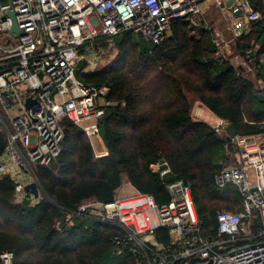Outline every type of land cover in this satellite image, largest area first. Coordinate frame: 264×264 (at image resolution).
I'll use <instances>...</instances> for the list:
<instances>
[{"label": "trees", "instance_id": "16d2710c", "mask_svg": "<svg viewBox=\"0 0 264 264\" xmlns=\"http://www.w3.org/2000/svg\"><path fill=\"white\" fill-rule=\"evenodd\" d=\"M251 1L261 17L250 21L236 42L242 54L246 42L255 48L248 59L264 79V0ZM210 31L208 26L179 17L161 43L132 31L112 40L95 39L97 49H107L112 41L119 50L102 68L83 72L88 83L113 82L108 94L113 103L100 118L108 154L96 156L86 132L64 119L59 155L49 164L32 166L39 197L32 199L27 191V198L18 202L13 197V177L0 179V255L14 252L13 264H150L153 251L126 248L123 254L117 253L113 238L124 236L119 225L78 211L83 200L113 199L124 175L136 189L152 194L158 204L171 200L169 180L185 178L201 221L200 235L219 237V210L242 208L236 186L221 188L215 183L216 173L231 163L233 147L211 123L193 116L185 88L211 112L229 120L230 134L263 132L264 100L257 96L261 89L256 79L245 75L225 54H218ZM153 90L155 95L148 92ZM6 143V132L0 131V156ZM160 157L169 161L175 175L161 177L152 170ZM68 216L71 223L66 221ZM262 230L260 217L255 216L246 233ZM155 237L170 247L165 253L175 252L167 227L159 228Z\"/></svg>", "mask_w": 264, "mask_h": 264}, {"label": "built area", "instance_id": "2783aa9c", "mask_svg": "<svg viewBox=\"0 0 264 264\" xmlns=\"http://www.w3.org/2000/svg\"><path fill=\"white\" fill-rule=\"evenodd\" d=\"M204 1L0 0V131L7 135L0 156V179L13 177L16 201L27 198V183L38 180L33 164H49L59 155L64 119L86 132L96 156L108 154L107 148L99 150L96 143L102 138L100 118L113 103L108 98L113 82L88 83L75 72L88 48L96 49L95 39L103 36L112 40L132 31L152 43H161L170 34L175 18L185 17L194 25L207 26L202 22ZM212 1L228 18L242 15L235 29L238 36L250 21L261 17L251 0H233L230 6L228 0ZM238 10L242 12L237 14ZM14 23L19 31L12 30ZM213 35L218 48L228 45L219 31ZM254 49L246 48L247 58ZM260 92L264 93V84ZM29 97L31 105H27ZM212 125L217 133L229 138L233 147L231 163L216 173L215 183L221 188L236 186L242 208L219 210V237L206 238L200 235L201 221L191 184L180 176L167 182L171 200L164 204L138 189L127 194L118 191L107 201L95 197L83 200L78 206L80 213L89 211L122 228L124 236L113 238L119 255L131 248L153 251L150 264H264V238L257 239L264 236V131L230 134L229 120L217 115ZM151 167L161 177L174 174L164 157ZM255 216L260 217L262 232L246 233ZM66 221L71 223V216ZM163 227L173 238L175 252L169 255L165 252L170 247L158 243L155 237ZM0 257L2 264H13L14 252L4 251Z\"/></svg>", "mask_w": 264, "mask_h": 264}, {"label": "rangeland", "instance_id": "374dc122", "mask_svg": "<svg viewBox=\"0 0 264 264\" xmlns=\"http://www.w3.org/2000/svg\"><path fill=\"white\" fill-rule=\"evenodd\" d=\"M211 7L214 6L210 12H208L205 17L202 18V22L206 23L207 26L211 27L210 35L213 39V34L216 30H219L220 32L224 33V39L228 42V45L223 48H218L217 46V52L218 54H225L226 57H228L236 66H239L241 71L245 73V75L249 76L252 79H256L257 87L261 89V86L264 84V79H260L259 74L257 73V67L254 63V61H250L245 54H242L240 49L237 46V37L238 35H234L230 29L227 27V21H232L233 25H237L242 20V15H230L228 16L225 14L223 10H221L216 5H210ZM210 7V8H211ZM205 18V19H204ZM206 20V22H205ZM212 20L216 21V24L212 23ZM195 33H198V30H195ZM237 36V37H236ZM114 42L111 41L110 46L107 49L99 48L94 49L93 47L88 48L86 51V57L84 60L82 59L81 62H79L76 66L75 72L79 79L84 80V74L83 72L87 71H94L102 68L105 64L113 61L119 54V50L117 48V45L115 46L113 44ZM135 55V51L132 53L133 57ZM259 79L262 80L259 82ZM161 88V85H160ZM186 93L189 95L191 101H192V111L194 117H201V118H209V120L212 121V118L207 116L206 113H203L205 110L208 112H211L209 108H207L205 105L202 104V102L198 99L197 95L194 94L188 87L185 88ZM150 94L155 95L156 91H148ZM146 103V102H145ZM148 105V104H147ZM213 113V112H212ZM199 114V116H197ZM99 142L101 138H98ZM103 139V138H102ZM96 141V140H95ZM104 143V142H103ZM97 148L99 147L98 143ZM102 144V142H101ZM105 145V143H104ZM106 146V145H105ZM104 149V148H103ZM253 171V170H252ZM126 175L123 176V178ZM130 186V185H128ZM128 186L125 185L124 181L122 182V185L117 189V192H128ZM132 190L135 191L136 189L132 187ZM227 264V263H222Z\"/></svg>", "mask_w": 264, "mask_h": 264}, {"label": "crops", "instance_id": "0c3cea01", "mask_svg": "<svg viewBox=\"0 0 264 264\" xmlns=\"http://www.w3.org/2000/svg\"><path fill=\"white\" fill-rule=\"evenodd\" d=\"M210 5H215L214 3H213V1L212 0H205L204 2H203V6H204V17H205V15L208 13V12H210V10L214 7V6H210ZM217 6V5H216ZM211 7V8H210ZM205 19V18H204ZM205 22H206V20H205ZM212 23H214V24H216V21L214 20H212ZM206 24V23H205ZM207 25V24H206ZM209 27V26H208ZM212 27V26H211ZM211 27H209V28H211ZM227 27L230 29V31L235 35L236 34V32H235V29H236V27H237V25H233L232 24V21L230 20L229 22L227 21ZM216 31H219V30H216ZM220 32V31H219ZM223 36H224V33H222V32H220ZM237 37V36H236ZM261 79V78H260ZM259 79V82H261L262 80H260ZM203 113H206L207 114V116H209V117H211L212 118V121L211 120H209V118H201V119H203V120H205V121H207V122H209V123H211V124H213L214 122H215V119H216V114H214V113H212V112H208V111H204ZM101 142H102V144H101ZM104 141H103V139L101 138V140H100V142H99V139H97V143H98V145H99V147H98V149L99 150H104L105 148H106V146L104 145V143H103ZM104 148V149H103ZM123 181H124V183H125V185L126 186H128V185H130V186H128V192H122L121 191V189H120V192H121V194H127V193H131V192H133V190H132V187L133 188H135L132 184H131V182L129 181V179H128V176H125L124 177V179H123ZM136 189V188H135Z\"/></svg>", "mask_w": 264, "mask_h": 264}, {"label": "water", "instance_id": "95a60500", "mask_svg": "<svg viewBox=\"0 0 264 264\" xmlns=\"http://www.w3.org/2000/svg\"><path fill=\"white\" fill-rule=\"evenodd\" d=\"M232 1L233 0H228L227 1V5L228 6H230L231 5V3H232ZM242 12V10H238L236 13L237 14H240ZM11 15L12 16H14V13L11 11ZM12 30L13 31H19V28H18V26H17V24L16 23H14V25H13V27H12ZM246 47H248V46H250V43L249 42H246L245 44H244ZM257 96L260 98V99H262V100H264V93H257ZM33 102V100H32V98H28L27 99V105H31V103ZM25 190L26 191H30V192H32L34 195H35V197H39V195H40V187H39V185H38V182L37 181H31V182H29V183H27L26 185H25ZM217 264V263H216Z\"/></svg>", "mask_w": 264, "mask_h": 264}, {"label": "bare ground", "instance_id": "6f19581e", "mask_svg": "<svg viewBox=\"0 0 264 264\" xmlns=\"http://www.w3.org/2000/svg\"><path fill=\"white\" fill-rule=\"evenodd\" d=\"M123 191V190H122ZM128 191V190H127Z\"/></svg>", "mask_w": 264, "mask_h": 264}]
</instances>
